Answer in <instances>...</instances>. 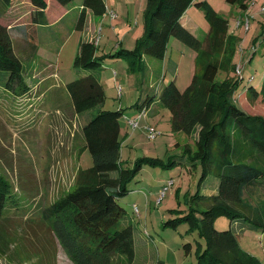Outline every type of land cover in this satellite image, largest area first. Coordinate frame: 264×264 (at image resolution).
Returning <instances> with one entry per match:
<instances>
[{
  "label": "rangeland",
  "instance_id": "obj_1",
  "mask_svg": "<svg viewBox=\"0 0 264 264\" xmlns=\"http://www.w3.org/2000/svg\"><path fill=\"white\" fill-rule=\"evenodd\" d=\"M207 1L227 20L229 34L238 39L233 64L235 75L240 71L243 82L238 87L237 104L248 115L264 118V99L251 97L244 88L250 78L254 86H260L264 78V0H253L246 11L225 0ZM104 2L105 15L94 17L92 25L87 21L83 30L75 27L82 0L65 7L68 14L63 25L40 30L35 38L26 39L18 31L10 30L12 52L26 71L29 91L22 95L18 85L8 90L0 81V176L12 190L8 213L1 214L0 210V264H74L47 230L44 218V210L75 186L78 170L93 164L84 148V116L74 110L65 84L75 74L79 45L90 32L95 33L101 54L133 48L136 38L140 40L144 33L146 0ZM194 8L198 12L190 16L197 34L206 35L204 9ZM33 9L30 1L25 0L16 13L30 16ZM196 56L195 49L172 36L163 59L143 56V68H139L121 58L104 63L95 71L105 96L99 108L123 113V165L131 170L139 167L130 183L131 192L119 200L125 212L122 223L132 227L133 252L128 255L115 250L110 264H197L198 244L204 246V242L196 232H188L189 225L183 219L191 212L199 216L193 211L196 207L191 197L198 191L200 168L189 165L199 129L196 127L189 135L173 131L170 111L153 103L136 127L128 124L138 119L141 109L134 105L140 93L154 92L149 88L167 84L170 79L184 90L195 72ZM170 62L175 64V73L169 68ZM223 78L224 74L219 72L217 79ZM148 128L155 130L154 138H149ZM173 159H182L185 165H170ZM202 192L211 195L212 191ZM258 195V202L264 203V193ZM15 196L19 198L16 202ZM229 227L226 216L215 218L216 230ZM186 243L190 244L189 249L184 248ZM238 244L264 264V231H244Z\"/></svg>",
  "mask_w": 264,
  "mask_h": 264
},
{
  "label": "trees",
  "instance_id": "obj_2",
  "mask_svg": "<svg viewBox=\"0 0 264 264\" xmlns=\"http://www.w3.org/2000/svg\"><path fill=\"white\" fill-rule=\"evenodd\" d=\"M29 1L34 7L30 16L16 13L25 0H0V81L8 90L18 85L22 95L29 91L26 71L12 52L10 30L18 31L26 39L35 38L38 27L54 24L75 0ZM225 1L243 11L253 2ZM191 6L204 9L209 28L202 41L182 24V16ZM105 11L104 0H82L76 29H84L88 12L100 18ZM172 36L197 52L191 83L184 90L172 79L162 86L159 83L149 88L154 92L140 93L134 107L146 112L153 103L168 109L175 132L189 135L196 127L199 129L196 151L193 157L189 156V165L200 168L198 191L191 197L196 207L193 211L199 216L191 212L183 219L189 225L188 232H196L204 242V246L198 244L197 264H262L240 248L238 237L247 230L264 231V203L258 202L261 196L258 192L264 193V118L248 115L237 104L238 87L243 82L240 71L235 75L233 64L238 39L229 34L227 20L206 0H146L144 34L133 49L101 54L94 36L89 34L80 43L74 60L75 74L65 87L74 110L84 116V148L93 164L88 169L80 168L75 186L44 210L47 230L54 234L74 264H110L115 250L128 255L133 252L132 227L122 223L125 212L119 200L131 192L130 183L139 167L131 170L123 165L120 158L123 113L99 108L105 96L99 73L95 71L120 58L128 59L134 66L138 64L139 68H143L142 55L163 59ZM219 72L224 74L222 80L217 79ZM252 80L244 87L246 93L264 99V78L260 86H254ZM181 161L173 159L170 165H185ZM203 190L212 191L211 195ZM11 196L10 185L0 176L1 214L8 213ZM16 200L19 198L15 196L13 201ZM221 215L229 219L230 227L218 231L214 221ZM183 246L190 248L189 243Z\"/></svg>",
  "mask_w": 264,
  "mask_h": 264
},
{
  "label": "crops",
  "instance_id": "obj_3",
  "mask_svg": "<svg viewBox=\"0 0 264 264\" xmlns=\"http://www.w3.org/2000/svg\"><path fill=\"white\" fill-rule=\"evenodd\" d=\"M207 1V0H206ZM208 2V1H207ZM105 3V2H104ZM106 7V6H105ZM79 10H80V8H78ZM67 12V11H66ZM197 12H198V10H196L195 8L193 9V6H191V7H189L188 8V10L186 11V13L182 16V24H183V26L195 37V38H197L198 40H200V41H202L203 39H204V37H205V34H203V35H200V34H197V32H198V29H197V27H196V25H195V23H194V21L192 20V16H190V14H197ZM66 14V13H65ZM64 14V15H65ZM68 14V13H67ZM66 14V15H67ZM66 15L65 16H63L62 18H60V20H58L57 22H55L54 24H51V25H49V26H42V27H38L37 28V34H39V32H40V30H43V29H47V28H51V27H53V26H55V24H57L56 25V27L60 24V25H63V23H64V19H65V17H66ZM105 15V14H104ZM87 21H88V23L89 24H91L92 25V22L94 21V16L92 15V13L91 12H88L87 13ZM87 23V24H88ZM208 28H209V26H208ZM87 29H91L90 27L89 28H87ZM95 33L93 32H90L89 33V35H91V37H93V35H94ZM144 34V33H143ZM139 40H137V38H136V40H135V45H136V43L138 42ZM120 45H122V43H120ZM135 45H134V47H135ZM133 47V48H134ZM133 48H129V49H133ZM98 49H99V51H102V50H100V46L98 45ZM128 49V48H127ZM112 51V50H111ZM110 52V51H109ZM108 52V53H109ZM108 53H105V54H108ZM143 56L145 57L146 55H142L141 56V62H142V64H143ZM121 59V58H120ZM164 66H165V64H164ZM173 67H175V64L172 62L171 63V65H170V69L173 71V73H175V71H176V68H174V70H173ZM42 82V81H41ZM43 83V82H42ZM119 109H121V108H119Z\"/></svg>",
  "mask_w": 264,
  "mask_h": 264
},
{
  "label": "built area",
  "instance_id": "obj_4",
  "mask_svg": "<svg viewBox=\"0 0 264 264\" xmlns=\"http://www.w3.org/2000/svg\"><path fill=\"white\" fill-rule=\"evenodd\" d=\"M111 15H112V18L115 19V15L114 14H111ZM247 28H248V21H246V29ZM144 116H145V112H144V110H142V111L139 112V115L137 116L138 119L137 120L128 121V124L131 125L132 127H136L137 126V121L139 119H141L142 117H144ZM147 130H148L149 138H154L155 135H156L155 130L152 129V128H148Z\"/></svg>",
  "mask_w": 264,
  "mask_h": 264
}]
</instances>
